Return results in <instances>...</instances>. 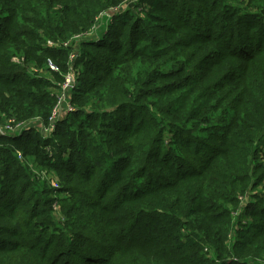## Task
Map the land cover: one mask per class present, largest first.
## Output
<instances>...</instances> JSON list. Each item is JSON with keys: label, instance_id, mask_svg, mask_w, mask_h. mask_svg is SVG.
Returning a JSON list of instances; mask_svg holds the SVG:
<instances>
[{"label": "trees", "instance_id": "trees-1", "mask_svg": "<svg viewBox=\"0 0 264 264\" xmlns=\"http://www.w3.org/2000/svg\"><path fill=\"white\" fill-rule=\"evenodd\" d=\"M73 50L76 111L0 137V264H264V0H0V126Z\"/></svg>", "mask_w": 264, "mask_h": 264}, {"label": "built area", "instance_id": "built-area-1", "mask_svg": "<svg viewBox=\"0 0 264 264\" xmlns=\"http://www.w3.org/2000/svg\"><path fill=\"white\" fill-rule=\"evenodd\" d=\"M119 9L115 8L109 11H106L102 13L99 17V23L103 22L106 19L111 20L113 18L114 13L118 12ZM108 20V21H109ZM99 24L94 27L91 32L84 36H91L95 35V32L98 29ZM83 35H77L73 38L71 41L62 42V43H54L52 41L47 42V46L49 47H69L74 45V47L78 46V42L82 41L84 39ZM78 57L77 50H73L70 54L69 58V72L64 75V81L58 84V89L56 90V105L52 110L51 116L49 118L48 124H44L40 118H34L31 120H27L24 122H17L15 118L8 119L2 126H0V137H11V138H17L21 136L26 130H28L32 126H38L41 135L48 139L51 138L56 130L57 123L65 117L67 114L73 113L75 110L74 106L72 105V91L75 88L76 80L73 72V68L71 66V63ZM48 73L52 72H60V69L58 66L53 63L52 61H49L48 66ZM18 159L20 161L24 160V156L21 152H18ZM52 187L57 188L58 186L56 181H51ZM246 200V198H244Z\"/></svg>", "mask_w": 264, "mask_h": 264}, {"label": "rangeland", "instance_id": "rangeland-1", "mask_svg": "<svg viewBox=\"0 0 264 264\" xmlns=\"http://www.w3.org/2000/svg\"><path fill=\"white\" fill-rule=\"evenodd\" d=\"M108 20L109 19H106L104 21V23L103 22H100L99 23L98 29L95 32L96 34L98 33L99 35H102V34H104V33L107 32L108 28L106 26H107V24H109V23L112 22L113 18H111V20H109V21ZM60 73L62 74V72H60ZM46 74H47V77L50 80H52L54 82L57 81V79L54 78L51 74L50 75H49V73H46ZM24 162H25L27 168H29V170L32 171V173L38 177V179L40 180L41 183L46 184L47 186L48 185L51 186L52 178L55 175L53 171L49 170L46 167H43V166L39 165V163H36L34 161V159L29 158V157L24 158ZM56 183H57L56 186H58L57 189H59L61 187V185L58 183V181H56ZM254 193L256 194L257 191H255ZM56 197L58 198V201H59V202L57 201V203H56V205H57L56 206L57 207L56 209H57V212H58L57 219H62L64 217L63 206H65L67 204H63V201H60V200H62V199L65 200L68 196L66 194H63L62 195V194H59L57 192V196ZM249 200L252 201L253 198H249ZM254 201L255 200H253V202ZM249 220H250V217L247 219V222Z\"/></svg>", "mask_w": 264, "mask_h": 264}]
</instances>
